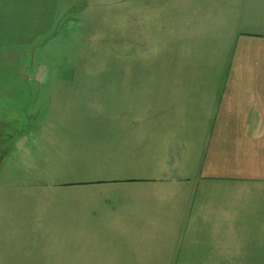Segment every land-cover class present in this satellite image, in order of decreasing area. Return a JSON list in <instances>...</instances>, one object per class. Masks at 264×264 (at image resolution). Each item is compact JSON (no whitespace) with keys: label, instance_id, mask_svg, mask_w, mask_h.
Masks as SVG:
<instances>
[{"label":"rangeland","instance_id":"1","mask_svg":"<svg viewBox=\"0 0 264 264\" xmlns=\"http://www.w3.org/2000/svg\"><path fill=\"white\" fill-rule=\"evenodd\" d=\"M223 2L0 0V229L80 227L94 235L105 219L100 215L134 211L147 190L111 180L164 174L145 170L137 125L125 120L154 115L148 101L134 105L154 94L152 86L218 81L167 73L228 68L220 58L235 51L233 29H222L221 49L196 40H218L206 9ZM75 212L99 214L93 222L61 219ZM120 226L126 232L114 240L135 244L142 223ZM145 240L155 245L151 233ZM224 244L241 262L264 247V236ZM244 247L249 251L240 252ZM115 256L101 250L94 260Z\"/></svg>","mask_w":264,"mask_h":264},{"label":"crops","instance_id":"2","mask_svg":"<svg viewBox=\"0 0 264 264\" xmlns=\"http://www.w3.org/2000/svg\"><path fill=\"white\" fill-rule=\"evenodd\" d=\"M206 11L218 40H196L221 49L222 29H233L235 51L220 58L228 68L168 71L218 81L152 86L147 91L154 94L135 98L134 105L148 101L154 115L125 120L137 125L139 146L149 159L145 170L164 176L111 180L147 191H141L134 211L100 215V234L80 227L0 229V264H133L136 257L145 264H264V247L238 262L224 244L264 236V0H224ZM143 204L146 210L140 211ZM98 214L75 212L61 219L93 222ZM132 221L142 223L136 243L114 240L126 232L120 225ZM150 233L155 245L145 240ZM101 250L116 256L94 260Z\"/></svg>","mask_w":264,"mask_h":264}]
</instances>
